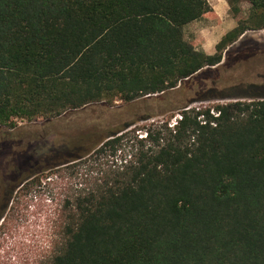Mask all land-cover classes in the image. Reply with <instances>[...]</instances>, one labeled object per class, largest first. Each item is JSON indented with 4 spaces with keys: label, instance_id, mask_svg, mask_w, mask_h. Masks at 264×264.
I'll return each mask as SVG.
<instances>
[{
    "label": "trees",
    "instance_id": "obj_1",
    "mask_svg": "<svg viewBox=\"0 0 264 264\" xmlns=\"http://www.w3.org/2000/svg\"><path fill=\"white\" fill-rule=\"evenodd\" d=\"M243 1L247 17L207 55L184 28L213 11L208 0H0V127L197 88L264 30V0H228L234 18ZM208 90L162 114L180 113L174 123L138 128L150 115L66 133L39 171L7 186L0 223L36 175L85 165L86 182L58 199L43 264H264V84Z\"/></svg>",
    "mask_w": 264,
    "mask_h": 264
},
{
    "label": "rangeland",
    "instance_id": "obj_2",
    "mask_svg": "<svg viewBox=\"0 0 264 264\" xmlns=\"http://www.w3.org/2000/svg\"><path fill=\"white\" fill-rule=\"evenodd\" d=\"M208 1L213 7L218 0ZM219 5L222 10L230 12L228 0H219ZM241 8L242 12L235 18L237 21L247 17L250 4L243 1ZM230 14L233 17V13ZM208 71L210 73L201 79L195 88L196 91L191 89L172 92L160 97L154 95L141 99L131 106L122 102H116L114 107L96 104L82 109L83 111L64 114L59 120L51 123L45 119L33 122L17 120L14 129L1 126L0 210L7 186L24 180L29 173L39 171L40 165L36 163L43 148L62 144L67 134L74 135L80 140L79 134L87 129L88 123L100 124L101 120H109L112 125H117L121 119L131 122L150 115L154 117L140 122L138 128L162 120L174 123L180 118V113L162 114L182 101L199 100L201 96H210L208 93H202V89L209 91L208 88H214L224 91L240 84H264V30L247 32L230 48L224 64ZM231 101L229 99L198 101L193 103L192 107ZM143 135L141 132L140 136ZM77 139L75 142H80ZM16 170L17 172L21 170L20 175ZM89 174L85 165L61 172L48 171L36 175L33 184L14 194V200L6 210L5 219L0 223V264H43L51 256L58 199L69 188L80 187V184L86 182ZM15 175L18 178L14 181Z\"/></svg>",
    "mask_w": 264,
    "mask_h": 264
},
{
    "label": "crops",
    "instance_id": "obj_3",
    "mask_svg": "<svg viewBox=\"0 0 264 264\" xmlns=\"http://www.w3.org/2000/svg\"><path fill=\"white\" fill-rule=\"evenodd\" d=\"M212 8L213 11L184 28L185 39L193 44L197 50L203 51L207 55H214L221 39L237 27V20L231 16V11L222 10L219 0L216 1V6ZM225 57H227L226 53ZM225 57L221 65L224 64Z\"/></svg>",
    "mask_w": 264,
    "mask_h": 264
}]
</instances>
